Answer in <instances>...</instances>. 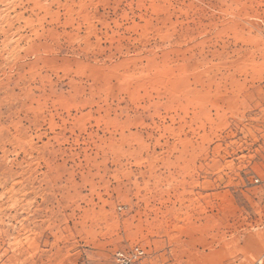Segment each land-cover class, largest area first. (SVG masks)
Returning <instances> with one entry per match:
<instances>
[{"label":"rangeland","instance_id":"obj_1","mask_svg":"<svg viewBox=\"0 0 264 264\" xmlns=\"http://www.w3.org/2000/svg\"><path fill=\"white\" fill-rule=\"evenodd\" d=\"M264 264V0H0V264Z\"/></svg>","mask_w":264,"mask_h":264},{"label":"built area","instance_id":"obj_2","mask_svg":"<svg viewBox=\"0 0 264 264\" xmlns=\"http://www.w3.org/2000/svg\"><path fill=\"white\" fill-rule=\"evenodd\" d=\"M145 250L140 245H135L126 250H118L114 253L113 264H142Z\"/></svg>","mask_w":264,"mask_h":264}]
</instances>
